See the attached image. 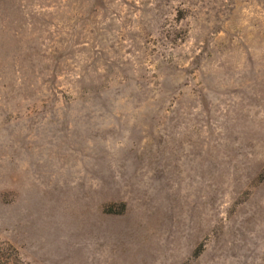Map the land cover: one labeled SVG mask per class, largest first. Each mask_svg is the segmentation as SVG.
<instances>
[{
    "label": "rangeland",
    "instance_id": "374dc122",
    "mask_svg": "<svg viewBox=\"0 0 264 264\" xmlns=\"http://www.w3.org/2000/svg\"><path fill=\"white\" fill-rule=\"evenodd\" d=\"M0 242L264 264V0H0Z\"/></svg>",
    "mask_w": 264,
    "mask_h": 264
},
{
    "label": "trees",
    "instance_id": "16d2710c",
    "mask_svg": "<svg viewBox=\"0 0 264 264\" xmlns=\"http://www.w3.org/2000/svg\"><path fill=\"white\" fill-rule=\"evenodd\" d=\"M0 264H25L17 251L10 245L0 242Z\"/></svg>",
    "mask_w": 264,
    "mask_h": 264
}]
</instances>
